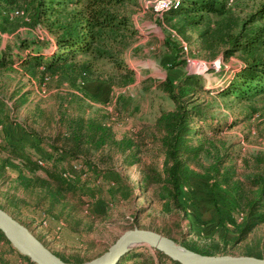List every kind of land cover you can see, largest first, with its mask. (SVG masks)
<instances>
[{
	"label": "rangeland",
	"instance_id": "374dc122",
	"mask_svg": "<svg viewBox=\"0 0 264 264\" xmlns=\"http://www.w3.org/2000/svg\"><path fill=\"white\" fill-rule=\"evenodd\" d=\"M41 1L0 0V52L15 54L23 41L49 54L57 50L58 18L41 13L45 16L37 20L38 11L50 3L41 6ZM156 1L125 0L118 6L115 12L126 19L128 30L113 34L116 41L109 43L120 55L79 54L80 74L43 73V67H25L17 57L0 70V163L8 160L0 175V204L46 250L70 262L102 258L133 228L161 233L187 250L186 245L218 246L222 254L264 255V223L239 238L236 226L245 212L235 208L240 189L264 175V95L252 100L218 96L253 55L264 58L262 48L227 54L235 47L229 34L239 33L264 9V0H218L219 11L205 13L207 23L197 27L188 24L193 16H157ZM230 17L240 28L223 27ZM247 27L242 31L248 34L264 27V18ZM209 29L214 37L203 34ZM32 49L21 51L26 55ZM192 76L208 92L190 93L189 105L201 104L208 121L223 127L214 134L203 124L206 133L196 137L194 145L203 143V150L188 163L185 210L177 215L157 185L143 190V170L164 166L158 120L175 106L164 85L175 87ZM69 149L79 151L72 156ZM58 156L66 157L63 166L73 165L82 174L85 195L79 202L70 194L50 214L49 202L19 184V175L45 176L43 166ZM147 256L159 260L153 247L139 242L118 264H140Z\"/></svg>",
	"mask_w": 264,
	"mask_h": 264
},
{
	"label": "trees",
	"instance_id": "16d2710c",
	"mask_svg": "<svg viewBox=\"0 0 264 264\" xmlns=\"http://www.w3.org/2000/svg\"><path fill=\"white\" fill-rule=\"evenodd\" d=\"M49 2L46 4L47 7H43V11H38L37 20L50 13L58 18L57 24L59 25L55 29L57 50L49 54L23 41L15 54L10 49L0 52V70L15 64L14 58L17 57L23 61L21 64L25 67L29 66L35 69L43 67V73L54 75L72 70L73 73L80 74L84 66L76 60V56L79 54L91 55L98 59L120 55L121 50L117 47L112 49L109 42L111 40L116 41V38L112 36L113 34L120 32L121 29L128 30L126 19L115 12V9L121 6L125 0H50ZM217 4L218 0H186L181 7L172 9L166 14L171 15L170 19L180 16L183 18L193 16L188 24L197 27L207 23L205 13L210 15L219 11ZM40 5L44 6L45 0H42ZM69 6L72 8L71 12H69ZM41 13L45 15H41ZM61 17L66 19L61 21L59 19ZM263 18L264 9L257 11L242 26L238 20L233 17L229 18L226 26L223 27L232 28L236 26L240 28L241 26L242 28L237 34H229L235 47L227 51L228 55H232L238 50L250 54L256 49L262 48L264 50V27L249 34L247 31H242L247 30L248 23H255ZM50 28L53 30V25H50ZM203 34H211L213 37L216 35L215 33L212 34L210 29ZM214 40L215 38L211 39V44ZM30 48H33L30 53L22 54V49L29 50ZM164 89L175 103L174 109L160 116L158 120L161 133H163L161 142L164 148V166L160 169L156 165L150 168L145 167L142 188L147 191L149 187L157 185V192L160 197L172 206L175 214L180 215L185 210L182 201L183 188L190 180L188 163L192 158L201 154L203 150V143L194 145L196 137H201L206 133L204 125L209 126V131L214 134H218L223 126L218 127L213 122H209L210 118L201 104L189 105L194 100L192 96H189L190 93L208 92L197 77H188L175 87L166 83ZM261 95H264V58H258L255 55L246 62V66L236 74L230 84L218 92L220 97L236 96L242 100H252ZM79 145L77 144V147ZM0 146L4 148L3 145ZM77 151L79 149L76 151L69 149L67 153L76 156ZM65 160V156H58L53 159L52 163L43 166L45 176L24 177L19 175V184L32 193L38 194L40 200L49 202L50 206L47 211L50 214H53L54 211L52 206L66 199L70 194L78 197L79 202L85 195L80 188L82 174L73 165L63 166ZM7 162L6 159L0 163V175L3 177ZM100 174V171L95 170L97 177ZM12 198L7 195L8 200ZM235 200V208L245 212L244 221L236 226L239 238L244 239L254 228L264 223V175L253 177L248 188L243 186ZM82 202L83 204L87 203L86 201ZM0 207L4 210L7 209L1 204ZM186 247L202 255L222 254L218 246H213L212 249H198L190 245H186ZM157 254L159 257L157 263L153 262L150 256H147L143 258L140 264H180L159 251ZM242 255L264 258V255L257 251H248ZM57 256L66 262H70L61 255ZM0 264L36 263L14 248L0 230Z\"/></svg>",
	"mask_w": 264,
	"mask_h": 264
},
{
	"label": "water",
	"instance_id": "95a60500",
	"mask_svg": "<svg viewBox=\"0 0 264 264\" xmlns=\"http://www.w3.org/2000/svg\"><path fill=\"white\" fill-rule=\"evenodd\" d=\"M0 230L5 234L14 248L29 257L36 264H85L66 262L54 253L46 250L41 244L37 247L13 217L0 207ZM146 243L155 250L180 264H264V258L248 255L216 254L202 255L176 245L167 236L146 229L133 228L125 231L110 246L105 255L86 264H118L132 249L131 244Z\"/></svg>",
	"mask_w": 264,
	"mask_h": 264
},
{
	"label": "built area",
	"instance_id": "2783aa9c",
	"mask_svg": "<svg viewBox=\"0 0 264 264\" xmlns=\"http://www.w3.org/2000/svg\"><path fill=\"white\" fill-rule=\"evenodd\" d=\"M186 0H158L154 4V12L157 16L163 17L168 11L181 7ZM183 52L188 53V46L184 42Z\"/></svg>",
	"mask_w": 264,
	"mask_h": 264
},
{
	"label": "bare ground",
	"instance_id": "6f19581e",
	"mask_svg": "<svg viewBox=\"0 0 264 264\" xmlns=\"http://www.w3.org/2000/svg\"><path fill=\"white\" fill-rule=\"evenodd\" d=\"M25 230V229H24ZM26 231V230H25ZM26 234L28 235V237L32 240V242L37 246V247H41L40 243L35 240L33 238V236H31L27 231H26ZM136 244V243H135ZM135 244H131L130 247H134Z\"/></svg>",
	"mask_w": 264,
	"mask_h": 264
}]
</instances>
